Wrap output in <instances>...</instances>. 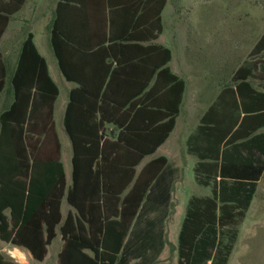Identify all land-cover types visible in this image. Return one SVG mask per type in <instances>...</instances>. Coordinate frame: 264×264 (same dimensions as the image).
<instances>
[{
  "label": "trees",
  "instance_id": "16d2710c",
  "mask_svg": "<svg viewBox=\"0 0 264 264\" xmlns=\"http://www.w3.org/2000/svg\"><path fill=\"white\" fill-rule=\"evenodd\" d=\"M23 1L13 0L8 16ZM91 32L96 36L88 47L64 52L58 33L51 30L59 71L77 85L69 92L62 119L72 150L67 189L49 111L47 119L38 111L44 64L30 36L21 44L12 79L19 91L15 89L11 106L0 115V241L22 247L41 261L57 229L62 244L56 264H153L155 255L147 252L160 249L161 228L148 218L157 206L147 204L146 198L157 196L151 185L166 160L151 159L137 174L134 168L172 129L182 82L163 68L167 50L139 46L132 38L112 40L105 36L103 24ZM263 52L264 34L251 53ZM85 67L97 74L95 92L87 83L93 86L95 78L81 77ZM254 69L247 64L238 67L232 76L234 88L225 93L233 128L225 142L234 145V156L220 163L212 198L188 201L177 237V264H227L237 227L264 174V134L236 144L264 127V93L247 82ZM154 75L150 104H145L142 92ZM158 78L169 87L157 98L153 95ZM55 95L54 91L45 97L49 105ZM106 124L117 131L114 139L105 133ZM241 148L254 151L242 156ZM196 172L199 183L214 178ZM62 199L73 210L63 220ZM0 264L14 263L0 255Z\"/></svg>",
  "mask_w": 264,
  "mask_h": 264
},
{
  "label": "crops",
  "instance_id": "0c3cea01",
  "mask_svg": "<svg viewBox=\"0 0 264 264\" xmlns=\"http://www.w3.org/2000/svg\"><path fill=\"white\" fill-rule=\"evenodd\" d=\"M12 4L13 0H0V115L11 106L14 100L15 89L17 92L19 91V83L16 84L15 87L12 83V79L17 67L21 44L27 36H30L33 49L39 58L42 59L44 64V73L40 75L38 79L42 96V100H40L41 107L38 111L43 112V119H47L46 113L49 111L48 124H51L52 126L53 139L58 142L59 162H61V144L53 121L59 90L50 74L46 59L41 55L35 44L34 32H36L40 35L38 37L39 44L43 46V51L45 53L49 52L51 54L58 74L65 86L64 98L62 104L58 107L60 125L66 142L65 166L60 163L65 189H67L71 183L72 150L69 139L63 130L62 119L65 107L68 103L69 92L76 88L77 85L75 82L65 80L59 71L57 60L52 48L51 30L58 33L60 38V41L58 42L61 44L64 52L70 50L71 47H80L81 49L88 47L93 38H95L94 36H96L91 30H93V26L98 24L101 26L102 24L104 25L105 36H109L112 40L118 41L119 39L128 40L129 38H132L134 39L133 43L138 44L139 46L146 47L155 45L168 51V60L163 68H166L170 75L182 82V92L177 106L173 127L168 133L166 139L159 144L150 155L145 156L134 168L135 174H137L142 166L151 159L162 157L166 160L165 167L151 185V190H154L157 196L153 198L150 195V198H146L147 204L151 205L152 203L157 206L153 213L150 212L148 214V218H154V221H158L157 225L161 228L162 243L160 249L158 248V251L150 249L147 253L152 256L155 255V261L153 264H159V259L165 254L167 249L168 242H166L165 239L166 225L169 223L172 214L170 205L173 203L175 206L179 199L177 196L180 192H177L176 188V186H178L177 180L179 173H185L186 170L192 171L195 183L198 186L208 189L209 194L203 196H187L177 237L188 201L192 198H212L215 183L219 181V178L215 177V174L218 171L220 163L230 162L233 159L234 154L232 151L234 145L225 142L233 133L232 114L230 108H227V100L229 98L225 93L227 90L234 88L232 82L234 72L230 77L231 84L221 86L213 100L209 102L208 105L203 106V104L200 103L201 98L199 95L188 103V105L184 104L187 82L186 78L176 72L177 61L172 67H170L172 54L170 49L164 46V41L161 39L163 33L161 14L165 6L168 4V0H24L19 10L8 16ZM169 9H171V7H169ZM172 11H175V9ZM167 13L168 11L165 14L166 19ZM165 27L168 30H166L167 34H178L181 46V43L183 42V40H181L182 36H180L177 31H172L167 28V25ZM66 60L69 61L70 59L68 58ZM179 60L180 63L183 64L180 55ZM80 74L81 77L86 80L89 79L91 81V79H93L91 77L95 78L93 86H91L90 82H87L90 91L95 92L98 80L97 74L92 75L91 71L86 67ZM166 76L168 75L164 74V78ZM252 78L253 76H251L247 82L255 91L264 93V90L261 91L252 86L250 82ZM154 81L155 75L151 78L142 92L145 94V104H150L149 100H151V95H148V92L153 88ZM168 87L169 86L165 85V80L161 81V78H158L157 89L154 91V95L151 94L157 98L161 97L157 95L165 92V89H168ZM54 91L56 92V95L51 105H49V101L45 97L54 93ZM144 119L145 117H143V123ZM139 123H141V121ZM105 133L107 135L109 134L111 139H114L117 131L113 129L111 124H106ZM260 134H264V127L258 128L249 138L246 140H240L236 142V144H245L251 139V137ZM240 151V154L244 156L248 152H253L254 150L253 148H241ZM196 169H199L200 173H205L209 177L213 175L214 178L208 177V182L199 183L196 176ZM260 181L258 182V185ZM175 188L176 192H174ZM255 195L256 192L254 196ZM62 201H64V207H62ZM68 211L73 212L65 202V199H62L60 203L62 220L65 218ZM53 241L58 242L57 249L51 254V262L49 264H56V258L62 244L57 229L55 230V237L50 244L46 246V253L41 261L34 260L26 249L12 246L4 242V244L10 245L12 249L5 251L9 258H6L1 253L0 255L14 264L40 263L45 260L48 254V248ZM130 264L137 263L132 261Z\"/></svg>",
  "mask_w": 264,
  "mask_h": 264
},
{
  "label": "rangeland",
  "instance_id": "374dc122",
  "mask_svg": "<svg viewBox=\"0 0 264 264\" xmlns=\"http://www.w3.org/2000/svg\"><path fill=\"white\" fill-rule=\"evenodd\" d=\"M174 9L175 11H172ZM161 18L163 25L161 39L172 54L170 67L177 61L176 72L187 81L184 104L188 105L199 95L200 103L203 106L208 105L221 86L231 84V74L246 64L255 68L253 78L250 80L252 86L264 90V52L259 55L251 53L264 34L263 0H168ZM166 25L182 36L181 46L178 34L166 33ZM34 36L35 44L46 59L50 74L59 90L53 121L61 144L60 163L65 166L66 142L58 113V107L64 98L65 86L51 54L45 53L43 46L39 44L40 35L34 32ZM179 55L183 64L180 63ZM187 171L178 175L176 188L177 192H180L177 196L179 199L175 206L173 203L170 205L172 214L166 225L165 239L168 242L167 249L159 259V264H177L176 237L187 196L209 194L208 189L195 183L193 172ZM62 202L64 207V201ZM237 229V239L227 264H264V175L245 218ZM57 243L53 241L45 260L35 264H49L51 254L57 249ZM10 249H12L10 245L0 242V253L6 258L9 257L5 251Z\"/></svg>",
  "mask_w": 264,
  "mask_h": 264
}]
</instances>
